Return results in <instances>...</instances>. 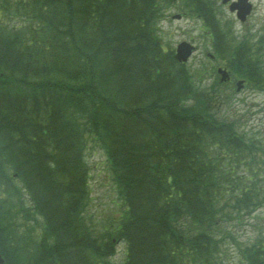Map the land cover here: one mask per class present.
<instances>
[{"label": "trees", "instance_id": "1", "mask_svg": "<svg viewBox=\"0 0 264 264\" xmlns=\"http://www.w3.org/2000/svg\"><path fill=\"white\" fill-rule=\"evenodd\" d=\"M210 4L0 0L3 264H117L120 241L122 264H224L228 241L262 264L229 225L264 201L263 141L160 35L171 7L208 19ZM89 139L107 155L117 217L88 210Z\"/></svg>", "mask_w": 264, "mask_h": 264}, {"label": "rangeland", "instance_id": "2", "mask_svg": "<svg viewBox=\"0 0 264 264\" xmlns=\"http://www.w3.org/2000/svg\"><path fill=\"white\" fill-rule=\"evenodd\" d=\"M184 8V5H182L179 8L171 9L169 17L160 23V35L165 45L173 50L176 49L178 43L184 39L192 41L197 45L196 51L187 61V65L190 66L191 70L196 74L198 71L205 69L202 78H205L206 81L202 80L201 83H207L210 86L212 82L215 81L213 76V65L216 63H212V59L210 60L211 57L209 58L208 52L215 54L216 52L207 41L202 25L203 23L200 18L183 16L178 19L173 16L175 13H182L180 9ZM256 17L257 19L255 20H258V16ZM254 22L255 21H250V23ZM240 26L239 23L236 26L239 33L238 40H241L242 36ZM228 40L229 47L228 50L223 51L222 59H226V57L230 56L232 57L231 54L234 51L233 39L228 37ZM256 42L255 39V42L252 44L254 45ZM262 44H264V41ZM252 48L253 49L249 51L250 56L245 60V63L250 67L254 66L255 70L264 71V49L261 54L255 51L256 48H254V46H252ZM216 62L221 63L222 60L218 59ZM229 86L230 87L224 85L219 88L220 90L222 89L223 99H221V111L226 115L229 121L233 120L237 122L240 128L246 131L245 133L248 135L250 133L255 134L257 137L264 140V90H256V88H252L249 84L241 91H237L234 85ZM227 93H229V98L226 97ZM239 120L243 121L244 124H241ZM249 137H251V135ZM84 153L91 167V200L88 207L89 212L98 217L96 220L106 219V216L117 217L118 207L112 203L116 198L117 192L114 190V183L108 169L107 155L102 149L97 147L91 139L88 140V147L85 149ZM262 156L263 155L260 156L261 160H263ZM258 173L259 175L256 176V178L262 179L260 172ZM261 173H263V171ZM262 204L263 206L260 205L251 217H244V224L237 226H235V224H232L233 226L231 225V230L238 236V241L248 243L261 238V234L264 232V202ZM93 221L96 231L102 232L103 228L100 227L101 224L96 223L95 219H93ZM117 248L118 251L113 256L112 260L117 264H122L126 256V246L123 244V241L117 244ZM224 249L227 250L228 253L223 256L224 264H248L239 250V247L235 246L232 242H227L224 245Z\"/></svg>", "mask_w": 264, "mask_h": 264}, {"label": "flooded vegetation", "instance_id": "3", "mask_svg": "<svg viewBox=\"0 0 264 264\" xmlns=\"http://www.w3.org/2000/svg\"><path fill=\"white\" fill-rule=\"evenodd\" d=\"M215 10L213 11L215 23L223 24L225 22L227 25H235L239 23L241 26V54L236 59L240 60V64L243 66V70L247 69V64L245 60L250 56L249 51L254 46L256 48V52H260L262 54L264 49V0H215ZM260 11V12H258ZM241 13V14H240ZM258 16V20L257 19ZM250 21H255L254 23H250ZM238 32V31H236ZM254 38V39H253ZM217 39V31L214 30L211 36L212 47L217 50L218 40ZM256 43L253 45L252 43ZM217 46V48H216ZM211 58L218 60L215 57V54H211ZM230 63V62H229ZM228 60L223 62V66L228 69L230 72V78L228 83L237 84V80L243 79L244 83L242 86L250 85L252 88L264 90V71H258V79L254 81V73L251 75L249 70L246 72V76H236L232 69L229 67ZM221 65L216 64V68L218 69ZM218 71V70H217ZM217 74H219L217 72ZM220 75V74H219ZM257 75V74H256Z\"/></svg>", "mask_w": 264, "mask_h": 264}, {"label": "water", "instance_id": "4", "mask_svg": "<svg viewBox=\"0 0 264 264\" xmlns=\"http://www.w3.org/2000/svg\"><path fill=\"white\" fill-rule=\"evenodd\" d=\"M192 49H193V46L186 41L179 43L177 47V53H176L177 58L179 60H187L188 56L192 52ZM3 262H4V259L2 258L0 254V263H3Z\"/></svg>", "mask_w": 264, "mask_h": 264}]
</instances>
